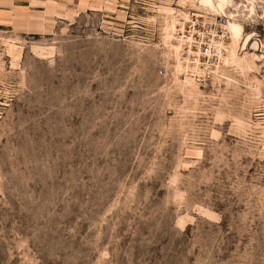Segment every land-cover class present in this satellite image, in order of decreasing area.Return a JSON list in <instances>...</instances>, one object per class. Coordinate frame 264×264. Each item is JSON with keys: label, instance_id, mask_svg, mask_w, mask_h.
<instances>
[{"label": "rangeland", "instance_id": "rangeland-1", "mask_svg": "<svg viewBox=\"0 0 264 264\" xmlns=\"http://www.w3.org/2000/svg\"><path fill=\"white\" fill-rule=\"evenodd\" d=\"M229 2L0 0V264H264V0Z\"/></svg>", "mask_w": 264, "mask_h": 264}, {"label": "built area", "instance_id": "built-area-1", "mask_svg": "<svg viewBox=\"0 0 264 264\" xmlns=\"http://www.w3.org/2000/svg\"><path fill=\"white\" fill-rule=\"evenodd\" d=\"M205 26L199 17L192 16L186 27L178 31L185 56L196 68L205 67L210 61L218 59L223 50V37H219L218 29L211 25Z\"/></svg>", "mask_w": 264, "mask_h": 264}, {"label": "bare ground", "instance_id": "bare-ground-1", "mask_svg": "<svg viewBox=\"0 0 264 264\" xmlns=\"http://www.w3.org/2000/svg\"><path fill=\"white\" fill-rule=\"evenodd\" d=\"M228 2H229V0H199V5H200V7L204 8L205 10L210 11L213 15H217L218 13H221L224 16L223 9L225 8V6L227 5ZM233 18H234V16L232 14H228V21L225 25L226 31L229 34V39L231 42V45L228 49V53L232 59V63L239 66L240 69L241 68L243 69L242 63L244 60L243 59H237L235 57L236 48L241 47V46L242 47L245 46V43H243L244 42L243 41L244 40L243 29H242V26L240 24H237L233 20ZM173 31H175V28H174V25L171 23L169 25V28H167V34L169 37L171 36V33ZM245 41H247V39ZM174 49H177V48L175 47ZM251 55H252V59L255 61H260V60L263 61L264 60V55H261V56H255L254 54H251Z\"/></svg>", "mask_w": 264, "mask_h": 264}, {"label": "crops", "instance_id": "crops-1", "mask_svg": "<svg viewBox=\"0 0 264 264\" xmlns=\"http://www.w3.org/2000/svg\"><path fill=\"white\" fill-rule=\"evenodd\" d=\"M7 9H0V27H8L12 24L14 12L18 9L14 6H6Z\"/></svg>", "mask_w": 264, "mask_h": 264}]
</instances>
